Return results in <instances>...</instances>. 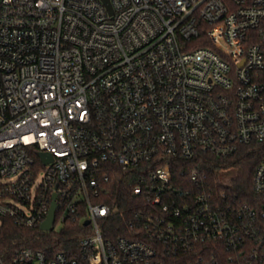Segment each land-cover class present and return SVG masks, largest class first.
I'll return each mask as SVG.
<instances>
[{"label":"built area","instance_id":"built-area-1","mask_svg":"<svg viewBox=\"0 0 264 264\" xmlns=\"http://www.w3.org/2000/svg\"><path fill=\"white\" fill-rule=\"evenodd\" d=\"M109 3L0 0V230L40 228L53 202L52 229L83 226L75 257L22 247L0 264H264V156L252 202L201 166L264 144V0ZM109 163L154 208L145 239L105 228ZM173 167L186 188L170 209Z\"/></svg>","mask_w":264,"mask_h":264},{"label":"trees","instance_id":"trees-1","mask_svg":"<svg viewBox=\"0 0 264 264\" xmlns=\"http://www.w3.org/2000/svg\"><path fill=\"white\" fill-rule=\"evenodd\" d=\"M202 168L208 173L209 181L219 192H225L226 199L237 201H253L255 194L252 189L254 171L264 156V144L253 142L242 145L229 157H218L203 154ZM108 180L104 181L103 194L98 199L115 209V213L105 224L107 232L116 237L123 235L131 238L145 239L143 224L139 222L141 211L154 210L151 202L142 194H135L136 172L127 171L119 164L109 163L105 167ZM179 177V168L173 167L171 188H168L174 200L163 199L170 209L180 205L184 196V187ZM192 186L191 183H187ZM132 225V228H131ZM83 226L76 221L67 220L59 229L50 231L40 228H26L17 225L10 218H4L0 230V254L8 260L15 250L22 247L41 249L48 256L57 252H65L69 256L78 255V243ZM188 255L179 254L167 258V264H189Z\"/></svg>","mask_w":264,"mask_h":264},{"label":"water","instance_id":"water-1","mask_svg":"<svg viewBox=\"0 0 264 264\" xmlns=\"http://www.w3.org/2000/svg\"><path fill=\"white\" fill-rule=\"evenodd\" d=\"M104 2L108 6L109 10H112V7L109 3V0H104ZM41 155L43 156V159L45 162L52 159V156L49 153L42 152ZM54 209H55V202H53V204H52V208H51V211L49 213L48 218L40 226L41 230H47L48 231V230L52 229V225L55 221V210ZM85 224H88V221H86Z\"/></svg>","mask_w":264,"mask_h":264},{"label":"rangeland","instance_id":"rangeland-1","mask_svg":"<svg viewBox=\"0 0 264 264\" xmlns=\"http://www.w3.org/2000/svg\"><path fill=\"white\" fill-rule=\"evenodd\" d=\"M61 227V225L59 224V225H57V228L59 229Z\"/></svg>","mask_w":264,"mask_h":264}]
</instances>
